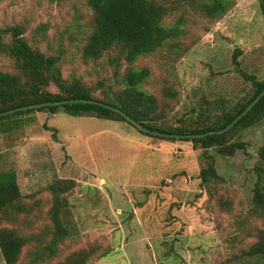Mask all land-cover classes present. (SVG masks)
Segmentation results:
<instances>
[{
  "label": "rangeland",
  "instance_id": "rangeland-1",
  "mask_svg": "<svg viewBox=\"0 0 264 264\" xmlns=\"http://www.w3.org/2000/svg\"><path fill=\"white\" fill-rule=\"evenodd\" d=\"M87 1L5 0L0 27L23 26L33 48L61 54L65 78L79 79L103 98L109 86L117 89L115 69L106 59H82L86 27L92 22ZM228 1L231 9L218 23L186 11L192 17L182 58L165 49L136 63L152 72L146 91L160 100L163 87L175 91L161 127L215 118L224 102L234 104L250 93L251 83L243 74L264 80V20L258 0ZM0 71H12V62L0 57ZM34 118L37 123L0 137V169L14 168L22 195L32 197L27 200L31 214L16 224L22 234L48 241V188L59 179H71L77 186L67 198L79 240L64 244L66 254L80 249L108 253L93 264H264L262 257H236L256 243L255 230L263 227L250 211L256 183L252 170L264 145V121L236 139L247 145L245 152L225 157L209 151L225 181L219 193L214 188L211 199L201 188L203 152L191 143L150 138L127 123L94 117L60 112L47 124L50 130L46 114ZM228 200L230 206L225 205Z\"/></svg>",
  "mask_w": 264,
  "mask_h": 264
},
{
  "label": "trees",
  "instance_id": "trees-1",
  "mask_svg": "<svg viewBox=\"0 0 264 264\" xmlns=\"http://www.w3.org/2000/svg\"><path fill=\"white\" fill-rule=\"evenodd\" d=\"M4 1L0 0V4ZM49 1L62 3L68 0ZM258 3L264 20V0H258ZM185 5L187 8L183 14L174 22H169L170 17ZM87 6L92 12V22L86 27L82 59L87 63L106 59L105 64L115 69L113 78L117 89L109 86L103 92V98L96 97L95 88L88 87L79 79L64 77L61 54L33 48L24 37L23 26L0 27V57L12 62V71H0V114L32 105L82 99L118 108L152 132L178 136L203 135L227 128L264 91V80L243 74L245 80L251 83L250 93L244 99L234 104L224 102L225 106L215 114V118L182 127L163 128L159 124L165 110L171 106L170 100L175 99V91L171 86L163 87V100L146 91L144 85L151 79L152 72L148 68L136 67V63L165 49L172 56L182 58L188 49L181 44L187 33V22L192 17L186 11L218 23L230 11L231 3L228 0H88ZM100 86L102 88L104 84ZM60 112L73 118L94 117L132 126L108 108L69 104L0 117V137L37 123L34 118L37 113L46 114L45 127L50 130L47 124ZM263 121L264 97L232 130L223 135L176 140L141 134L165 141L191 143L194 150H202L201 158L206 166L200 173L201 188L208 192L211 199H215L214 188L219 193L225 181L218 174L209 151L215 150L225 157L245 152L247 145L236 139L242 132ZM54 138L57 139L56 136ZM252 172L256 183L250 214L261 220L263 227L255 230L256 243L241 251L236 256L237 260L264 259V145L258 150L257 163ZM76 186L75 180L59 179L48 188L51 197L48 214L52 225L45 242L42 236L22 234V229L17 227L21 217L31 214L32 205L27 200L32 197L22 195L14 168L0 169V251L4 264H93L100 257H107L108 253L99 255L97 249L65 253L63 246L67 241L76 243L79 240L67 198ZM229 202L225 201V205L230 206ZM27 247L29 249L24 257Z\"/></svg>",
  "mask_w": 264,
  "mask_h": 264
},
{
  "label": "water",
  "instance_id": "water-1",
  "mask_svg": "<svg viewBox=\"0 0 264 264\" xmlns=\"http://www.w3.org/2000/svg\"><path fill=\"white\" fill-rule=\"evenodd\" d=\"M264 97V91L248 106V108L239 116L237 117L233 123H231L227 128H225L222 131H212L209 132L207 134H203V135H189V136H178V135H169V134H163V133H159V132H152L150 130H148L147 128H145L143 125L137 123L136 121H134L132 118H130L128 115H126L125 113H123L120 109L109 106V105H105L96 101H89V100H82V99H77V100H69V101H64V102H60V103H45V104H40V105H32V106H28V107H23V108H19L16 110H12L9 112H5V113H1L0 117H5V116H9V115H13L15 113H19V112H27V111H31V110H39V109H43V108H47V107H57V106H63V105H69V104H85V105H97V106H101L104 108H108L118 114H120L122 117H124L128 123H130L135 129H137L139 132L144 133V134H149L152 135L154 137H158V138H165V139H176V140H184V139H201V138H205L207 136H216V135H223L227 132H229L230 130H232L245 116H247L249 114V112H251L253 110V108L260 102V100Z\"/></svg>",
  "mask_w": 264,
  "mask_h": 264
},
{
  "label": "crops",
  "instance_id": "crops-1",
  "mask_svg": "<svg viewBox=\"0 0 264 264\" xmlns=\"http://www.w3.org/2000/svg\"><path fill=\"white\" fill-rule=\"evenodd\" d=\"M102 183H104V181H101Z\"/></svg>",
  "mask_w": 264,
  "mask_h": 264
}]
</instances>
